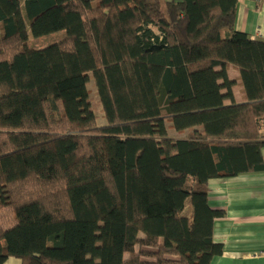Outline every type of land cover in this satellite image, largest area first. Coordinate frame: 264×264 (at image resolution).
<instances>
[{"label":"trees","instance_id":"1","mask_svg":"<svg viewBox=\"0 0 264 264\" xmlns=\"http://www.w3.org/2000/svg\"><path fill=\"white\" fill-rule=\"evenodd\" d=\"M237 7L0 0V264L223 253L209 181L264 170V39Z\"/></svg>","mask_w":264,"mask_h":264},{"label":"crops","instance_id":"2","mask_svg":"<svg viewBox=\"0 0 264 264\" xmlns=\"http://www.w3.org/2000/svg\"><path fill=\"white\" fill-rule=\"evenodd\" d=\"M235 26L251 38L264 39V0H238ZM235 95L238 101L245 99L242 90ZM209 190L210 206L226 210L213 231L223 253L211 264H264V170L211 179ZM10 259V264H21L20 259Z\"/></svg>","mask_w":264,"mask_h":264},{"label":"rangeland","instance_id":"3","mask_svg":"<svg viewBox=\"0 0 264 264\" xmlns=\"http://www.w3.org/2000/svg\"><path fill=\"white\" fill-rule=\"evenodd\" d=\"M62 35H64V32H58V33H55V34H52V35H49V36H47V37H43V38H41V39H39V40H33L32 41V43H31V45H37V46H43V45H45V44H47V43H49V42H51V41H54V40H57V39H59ZM229 71H230V74H231V77L232 78H237L236 77V74L238 75L239 74V70H238V68H236L235 66H233V65H230L229 66ZM235 75V76H234ZM239 90H242V86L240 85V84H237L236 86H235V91L236 92H239ZM241 97V96H240ZM240 97H238V99H240ZM95 106H96V108H97V112H98V114H102V112H101V106H100V104L98 103V101H96L95 100ZM10 258H12V257H10ZM13 258H15V257H13ZM18 259V258H17ZM14 260V259H13ZM10 262H11V259L10 260H8V262L6 263V264H10Z\"/></svg>","mask_w":264,"mask_h":264},{"label":"built area","instance_id":"4","mask_svg":"<svg viewBox=\"0 0 264 264\" xmlns=\"http://www.w3.org/2000/svg\"><path fill=\"white\" fill-rule=\"evenodd\" d=\"M258 32L261 34L260 29L258 30Z\"/></svg>","mask_w":264,"mask_h":264}]
</instances>
